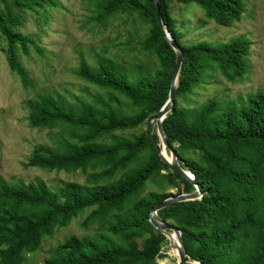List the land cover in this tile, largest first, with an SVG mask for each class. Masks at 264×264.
Returning a JSON list of instances; mask_svg holds the SVG:
<instances>
[{"label": "trees", "instance_id": "1", "mask_svg": "<svg viewBox=\"0 0 264 264\" xmlns=\"http://www.w3.org/2000/svg\"><path fill=\"white\" fill-rule=\"evenodd\" d=\"M169 1L158 0L159 15L181 50L182 61L161 130L179 167L190 172L200 186L201 197L170 204L156 215L180 231L191 261L264 264V92L248 94L237 105L209 99L186 110L177 103L178 97L189 94L215 70L228 83L240 81L247 72L249 41L239 36L218 45L204 41L182 45L168 10ZM176 1H192L206 19L222 27L237 22L244 11L243 0ZM42 4L43 0H0L6 65L23 88L30 82L16 48L26 55L28 46L35 44L16 30L22 25L18 11L34 10ZM97 8L98 22L118 12L135 15L146 27L139 47L154 54L158 68L150 76L128 79L108 60L98 58L94 66L78 62L74 75L125 99L132 107L129 114L112 104L117 99L109 93L107 100L96 97L93 104H71L45 92L25 102L30 128L60 127L67 138L59 135L54 148L34 145L21 163L23 168L84 174L87 168L97 171L85 175V184L70 182L54 190L39 180L7 183L0 178V264H20L24 253L37 249L43 237L84 210L89 212L81 225H96L94 232L71 235L55 244L42 264H157L166 240L149 224L148 214L172 195L148 192L137 198L139 191L156 177L175 188L176 194L194 191L157 156L155 132L151 138L147 131L129 138L114 135L143 122L148 125L169 90L174 53L156 23L152 0H98ZM175 252L173 244L170 254L176 257Z\"/></svg>", "mask_w": 264, "mask_h": 264}, {"label": "rangeland", "instance_id": "2", "mask_svg": "<svg viewBox=\"0 0 264 264\" xmlns=\"http://www.w3.org/2000/svg\"><path fill=\"white\" fill-rule=\"evenodd\" d=\"M97 1L43 0L39 8L18 11L22 25L16 30L35 44V47L28 46L26 55L16 48L18 60L30 82L29 87H21L17 76L7 68L5 42L0 36V178L7 183L39 180L48 189L54 190L70 182L85 184V175L97 171L87 168L84 174L78 170L45 171L21 166L34 145L54 148L59 135L67 138L60 127L30 128L25 118L27 100L45 92L71 104H93L96 97L107 100L109 93L117 99L112 104L122 113L129 114L132 107L125 99L74 75L78 62L83 60L88 66H94L98 58L108 60L118 66L128 79L150 76L158 68L154 54L139 47L146 31L140 20L135 15L118 12L98 22L95 20ZM243 4L240 19L229 27H222L206 19L202 9L192 1H169L168 10L182 45L202 41L218 45L239 36L249 41L247 72L240 81L228 83L215 70L189 94L177 98L180 108L192 110L209 99L237 105L248 94L264 92V0H243ZM145 131L148 132L147 122L114 135L129 138ZM148 192L177 195L175 188L166 185L161 177H156L154 182H146L137 198L144 197ZM88 212L84 210L66 226L55 228L50 236L43 237L37 249L22 255L20 264H42L48 249L55 244L71 235H91L97 226L83 228L81 225ZM159 254L161 258L156 260L157 264H178L177 258L170 254L167 240Z\"/></svg>", "mask_w": 264, "mask_h": 264}, {"label": "water", "instance_id": "3", "mask_svg": "<svg viewBox=\"0 0 264 264\" xmlns=\"http://www.w3.org/2000/svg\"><path fill=\"white\" fill-rule=\"evenodd\" d=\"M152 8L156 23L160 28L162 37L168 43L169 47L174 53V66L171 74V79L169 82V90L167 93L166 100L163 103V105L160 107V109L157 111L156 115L149 121L148 136L149 138H151L152 131L155 128V134L157 136L158 142L157 143L153 142V143L157 151V156L161 161H163L167 165L168 170L171 173H173L178 178H181L185 180L187 183H189L194 188V191L192 193H181L177 195H172L168 198H165L160 203L156 204L148 214V222L152 226V228L157 232H159L166 240L171 234L174 235L177 243L176 253H177L178 264H199L198 262L189 260V258L186 256L180 238V231L175 226L161 221L156 215L157 211L169 206L170 204L194 201L200 199L201 192H200V186L195 182L193 175L190 172L185 171L181 167H179L177 157L175 153L171 150V148L168 146L161 130V121L165 117L166 113H168L171 109V105H172L171 100L175 90L177 75L182 61V52L173 41V39L165 29L160 19L158 0H152ZM166 152L169 154V161H167L164 157ZM168 247L169 249L172 248L169 241H168Z\"/></svg>", "mask_w": 264, "mask_h": 264}, {"label": "bare ground", "instance_id": "4", "mask_svg": "<svg viewBox=\"0 0 264 264\" xmlns=\"http://www.w3.org/2000/svg\"><path fill=\"white\" fill-rule=\"evenodd\" d=\"M164 157H165V159H166L167 161H169V156H168V153H167V152H166V154L164 155ZM167 239L169 240L171 246H172L173 244L177 245L174 235L171 234ZM175 256H176V258H177V253H176V252H175Z\"/></svg>", "mask_w": 264, "mask_h": 264}]
</instances>
